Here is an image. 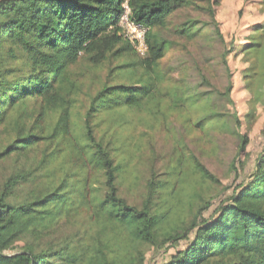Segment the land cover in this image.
Segmentation results:
<instances>
[{"label":"trees","instance_id":"1","mask_svg":"<svg viewBox=\"0 0 264 264\" xmlns=\"http://www.w3.org/2000/svg\"><path fill=\"white\" fill-rule=\"evenodd\" d=\"M218 1L128 0L131 19L147 28L148 52L140 56L119 33L124 0H0V130L15 131L0 143V161L15 157L0 185V264H141L138 245L174 247L182 240L185 246L161 264H264L262 152L248 182L209 218L199 219L210 203L196 207L187 225L180 217L182 183L193 173L202 183L213 178L200 165L183 171L179 160L166 177L149 166L140 207L119 194L140 157V144L120 133L136 112L159 123L176 113L183 128L229 131L244 150L248 137L239 132L237 113L215 107L217 96L233 105L226 53L222 91L203 73L197 85L173 80V67L161 64L172 49L161 31L178 10L208 16L175 27L185 41L224 42ZM252 30L245 45L231 47L248 63L242 70L248 128L264 107V23ZM103 65L110 77L95 91L78 83ZM157 95L165 96L163 118Z\"/></svg>","mask_w":264,"mask_h":264},{"label":"rangeland","instance_id":"2","mask_svg":"<svg viewBox=\"0 0 264 264\" xmlns=\"http://www.w3.org/2000/svg\"><path fill=\"white\" fill-rule=\"evenodd\" d=\"M261 9V0H219L215 6V18L219 22L224 42L201 37L185 41L175 32V27L189 17L206 21L208 16L191 8L181 9L172 14L170 24L161 31L166 39L172 41V49L168 50L161 64L164 67H173L171 71L173 80L197 85L202 83L201 74L203 73L209 77L217 91H222L225 85L222 55L226 53L225 57L233 82L230 93L233 105L217 96L215 107L228 115L233 111L237 113L241 120L239 132L247 134L248 142L241 151L238 136L229 131L219 129L200 131L185 125L183 128L180 124L181 119L176 116V113L169 116L163 123H159L158 119H154L147 112L129 115V121L123 122L120 133L123 137H132L140 144L138 153L140 157L136 160V170L133 175L119 187L120 196L124 197L128 204L141 206L149 166L159 177H166L163 173L169 172L179 160L183 165L181 168L183 171L200 165L213 177L202 183L193 173L189 174V180L182 183V188L179 190L182 202L180 217L184 225L192 219L196 207L204 206L207 202L210 206L202 212L199 219L203 220L212 216L213 209L218 203L229 199L239 186L249 181L256 157L261 152L264 153V107H257L256 120L248 128L245 115L248 111L250 93L245 89L242 81V70L248 63L244 61V56L239 54L241 51H235L232 48L245 45L247 43L245 35L251 34L254 26L264 23V13ZM72 69L81 70V64ZM108 71L109 68L103 65L100 71L86 72L87 74L84 77H78L77 81L80 85H84V88L89 86L91 88L88 89L95 91L99 88L101 81L110 77L106 76ZM82 98L85 97H80L83 101ZM156 101L157 117L163 118L161 112H168L163 106L165 96L157 95ZM80 109L82 108L77 106L74 111L79 113ZM191 115L196 118L197 112L193 110ZM228 123L231 125L230 121ZM0 131V143H5L10 136L15 135V131L10 128L5 130L1 128ZM8 135L10 136L7 137ZM14 161L13 156L0 161V185L11 172ZM28 186L25 185L22 188L25 189ZM184 246V240L174 247L167 243L157 247L140 244L137 252L142 255L141 264H161L167 261L176 249Z\"/></svg>","mask_w":264,"mask_h":264},{"label":"built area","instance_id":"3","mask_svg":"<svg viewBox=\"0 0 264 264\" xmlns=\"http://www.w3.org/2000/svg\"><path fill=\"white\" fill-rule=\"evenodd\" d=\"M122 8L123 12L118 21L119 33L138 55L145 56L148 52L146 41L147 28L143 24L131 19L128 0H124Z\"/></svg>","mask_w":264,"mask_h":264}]
</instances>
